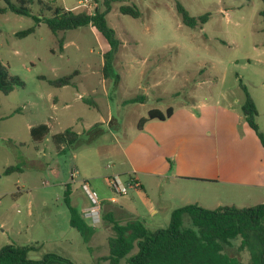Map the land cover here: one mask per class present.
<instances>
[{
	"label": "rangeland",
	"instance_id": "1",
	"mask_svg": "<svg viewBox=\"0 0 264 264\" xmlns=\"http://www.w3.org/2000/svg\"><path fill=\"white\" fill-rule=\"evenodd\" d=\"M36 1L30 6L34 15L39 11ZM40 1L87 13L103 12L107 3L106 21L121 45L112 61L114 73L103 79V38L91 26L54 36L40 23L32 34L19 38L15 33L33 26L32 18L0 14V62L23 83L8 95L0 93V248L29 245L34 248L28 252L30 259L54 253L74 264H97V256L108 249L105 238L89 248L90 236L84 240L70 227L64 189L69 186L74 192L86 180L99 199L103 194L118 198L106 178L132 170L145 182L152 201L162 199L155 215L139 204L151 231L165 228L171 211L184 205L242 208L264 201V151L242 115L244 92L239 87L240 80L263 131L261 0ZM176 3L193 17L207 13V22L186 27ZM120 5L136 6L139 17L120 14ZM73 71L77 75L71 85L57 88L47 82ZM137 97L144 98L129 103ZM168 107L174 111L170 119L136 128L148 110L165 112ZM39 124H46L49 132L34 143L29 129ZM68 127L80 134V141L57 149L50 138ZM16 165L19 173L2 174ZM164 169L183 177L156 179L144 173ZM133 192L129 189L128 195ZM101 221L109 226L102 213ZM183 223L189 226L186 217ZM94 230L98 234L100 229ZM98 235L104 237L103 232ZM232 244L226 252L246 262L247 255L236 251L238 240ZM136 251L134 247L128 256Z\"/></svg>",
	"mask_w": 264,
	"mask_h": 264
},
{
	"label": "trees",
	"instance_id": "2",
	"mask_svg": "<svg viewBox=\"0 0 264 264\" xmlns=\"http://www.w3.org/2000/svg\"><path fill=\"white\" fill-rule=\"evenodd\" d=\"M4 7H0V14L10 12L19 16L31 17L34 25L15 33L16 37H26L34 32L36 26L44 23L50 32L57 36L58 32H65L80 27L91 26L103 38L102 68L103 79L109 78L114 69L112 61L121 42L116 38L112 28L106 21V15L110 8L106 3L103 12L94 10L92 13L85 11L73 12L58 6H49V2L40 0H2ZM37 3L38 15L31 13L30 6ZM96 2L97 0H91ZM259 16L264 21V0ZM49 4V5H48ZM183 25L188 28L202 26L208 20L209 15L203 14L193 17L180 4H175ZM118 11L122 15L134 19L140 15L136 6L120 5ZM44 14H43V13ZM59 50L63 47V37L57 39ZM77 75L73 71L67 76L55 80H48V84L61 88L72 84V79ZM23 83L15 76H11L7 67L0 62V93L8 95L15 87H21ZM239 87L244 92V100L241 112L248 128L256 136L264 151V130H259L255 118L257 111L252 98L248 95L245 86L239 80ZM144 98V97H143ZM137 97L129 103H138L143 100ZM88 106L96 108V103L84 101ZM173 109L166 108L165 112L158 109H150L146 118H140L136 128L141 130L145 123L158 120L164 121L172 115ZM93 125L87 132L95 129ZM32 142L40 143L48 134V128L44 124L31 127L29 131ZM51 141L57 149L61 145L72 146L80 140V134L72 128H66L60 133L53 134ZM19 166H7L2 174L9 175L20 172ZM64 203L69 212V225L74 228L86 240L92 234V228L80 217L79 213L70 204V188L64 189ZM187 218L189 226H184L183 220ZM114 236L107 239L108 253L98 258L107 264H119L124 259L126 264H264V203L249 207L221 206L214 209H205L197 204L184 205L175 208L170 213L169 223L165 228H157L153 231L147 229L143 220H129L123 224L113 221ZM238 240L236 251L246 254L248 260L243 262L239 257L226 252L232 247V242ZM136 247L135 254L128 256ZM34 248L29 245L19 246L6 244L0 248V264H74L67 258L54 253H47L39 259H30L28 252Z\"/></svg>",
	"mask_w": 264,
	"mask_h": 264
},
{
	"label": "crops",
	"instance_id": "3",
	"mask_svg": "<svg viewBox=\"0 0 264 264\" xmlns=\"http://www.w3.org/2000/svg\"><path fill=\"white\" fill-rule=\"evenodd\" d=\"M62 49H64V44H63ZM173 114H174V111L172 112V115L168 119H170L173 116ZM110 118L111 117L108 116L106 120L108 121ZM168 119H166V120H168ZM152 121H154V120H152ZM152 121H149V122H152ZM164 121H159V122H164ZM147 123H145V124H147ZM44 125H46V124H44ZM47 128H48V126H47ZM68 128H71V127H68ZM29 131H30V129H29ZM48 132H49V128H48ZM136 172L137 171L132 170V171H129L126 173H116V175H119L120 177L122 175L126 176V179L128 177L133 178L134 181L138 184V188L134 189L135 192H133L132 194H129V195L127 194L125 196H119L118 198H116L115 196H107L105 194L102 195L103 197L100 199L102 201L101 213L106 218H108L110 220L109 226L104 225L103 224L104 222H102V221H100V223H97L95 226L89 225L85 221V219L82 217V211L88 205V201H87L86 196L84 195V193L80 189L79 185L75 188L74 192H72L70 189L71 206L76 210L75 204H78L80 217L93 230L92 234L90 235V237L87 241L89 248L96 246L100 240L101 241L103 240V238H105V241L107 243V239L109 238L110 233H111V230H110L111 227L110 226H112L113 221L123 224L129 220L138 219V220H143L145 223V217H143L142 213L139 211V208H140L139 204H141V207L146 209V211H148L149 214H152V215H155L157 213V211L162 208L161 207L162 199L160 201L157 199H155V201H152L151 198L148 197V195H147L148 191L146 189L147 187H145V182L143 181V179L138 177ZM15 173H19V172H13L9 175H4V176H10V175H13ZM144 173L146 175H149V176H154L156 179L164 178L166 180H169V179H182V177H183V176H178V175H168V173H170L169 169H167V170L164 169L163 171L162 170H160V171H147ZM256 175H258V173H256ZM158 185H159V182H157V186ZM159 187H161V186H159ZM259 187H262V186H259ZM161 189H162V187H161ZM161 192H162V190H161ZM9 193L12 194L13 192L10 191ZM118 199H120V200H118ZM141 199H142V202H141ZM261 203H264V201H262ZM1 226H2V223H0V227ZM95 228H99L100 230H99L98 234L103 232L104 237H100L98 234H96V231L94 230ZM107 253H108V249L105 252L103 251V253L99 254L97 256V258H101L103 256H106ZM103 262H104L103 264H107L106 261H103ZM124 263H125V261H124Z\"/></svg>",
	"mask_w": 264,
	"mask_h": 264
},
{
	"label": "built area",
	"instance_id": "4",
	"mask_svg": "<svg viewBox=\"0 0 264 264\" xmlns=\"http://www.w3.org/2000/svg\"><path fill=\"white\" fill-rule=\"evenodd\" d=\"M79 1L82 2L85 0ZM106 183L110 192L116 196H125L128 194L129 189L138 188V184L134 181L133 178L128 177L125 181H122L121 177L116 174L107 177ZM80 188L88 201L87 207L82 211V217L89 225L95 226L101 221L102 201L99 199L97 193L94 190L90 189L88 181H81Z\"/></svg>",
	"mask_w": 264,
	"mask_h": 264
}]
</instances>
